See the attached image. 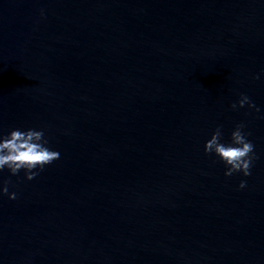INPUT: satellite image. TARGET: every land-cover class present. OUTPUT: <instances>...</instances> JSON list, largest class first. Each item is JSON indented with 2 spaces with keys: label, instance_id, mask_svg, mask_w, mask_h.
<instances>
[{
  "label": "water",
  "instance_id": "95a60500",
  "mask_svg": "<svg viewBox=\"0 0 264 264\" xmlns=\"http://www.w3.org/2000/svg\"><path fill=\"white\" fill-rule=\"evenodd\" d=\"M240 123L257 159L225 176L204 145ZM14 129L60 158L0 170V264H264V0H0Z\"/></svg>",
  "mask_w": 264,
  "mask_h": 264
},
{
  "label": "clouds",
  "instance_id": "9594fccd",
  "mask_svg": "<svg viewBox=\"0 0 264 264\" xmlns=\"http://www.w3.org/2000/svg\"><path fill=\"white\" fill-rule=\"evenodd\" d=\"M258 79V77H256ZM255 108L248 96L241 94L238 103L231 105L232 109ZM259 111V109H256ZM245 124L235 126L231 133V143H222V128L217 127L211 138L204 145L206 154H214L226 167L225 176H232L234 173H242L245 177L251 175L253 162L257 159L253 143L247 139L243 129ZM43 130H20L14 129L7 136L0 137V170L7 168L12 175H17L21 170L25 171V178L33 180L39 175L36 169L43 170L46 165L52 164L60 158L58 151L51 150L48 146ZM0 187V194L8 195L9 199H16L15 192L9 193L8 184ZM246 187V181H241L239 188Z\"/></svg>",
  "mask_w": 264,
  "mask_h": 264
}]
</instances>
